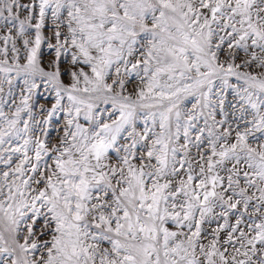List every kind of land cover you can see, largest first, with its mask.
<instances>
[{
    "label": "snow or ice",
    "instance_id": "1",
    "mask_svg": "<svg viewBox=\"0 0 264 264\" xmlns=\"http://www.w3.org/2000/svg\"><path fill=\"white\" fill-rule=\"evenodd\" d=\"M0 264H264V0H0Z\"/></svg>",
    "mask_w": 264,
    "mask_h": 264
}]
</instances>
